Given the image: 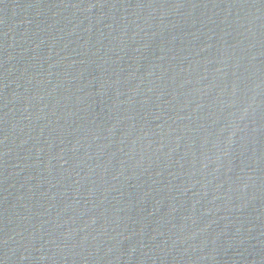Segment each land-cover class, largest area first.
Instances as JSON below:
<instances>
[{"label": "water", "instance_id": "95a60500", "mask_svg": "<svg viewBox=\"0 0 264 264\" xmlns=\"http://www.w3.org/2000/svg\"><path fill=\"white\" fill-rule=\"evenodd\" d=\"M0 264H264V0H0Z\"/></svg>", "mask_w": 264, "mask_h": 264}]
</instances>
